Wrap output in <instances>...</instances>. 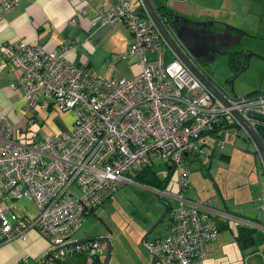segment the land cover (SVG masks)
I'll list each match as a JSON object with an SVG mask.
<instances>
[{
	"label": "built area",
	"instance_id": "2783aa9c",
	"mask_svg": "<svg viewBox=\"0 0 264 264\" xmlns=\"http://www.w3.org/2000/svg\"><path fill=\"white\" fill-rule=\"evenodd\" d=\"M107 1L104 21L124 22L131 35L127 51L114 59L139 56L133 79L103 78L75 66L66 47L0 43L2 55L19 71L25 113L55 106L74 113L71 130L22 142L0 112V201L29 197L36 210L17 217L8 229L3 223L10 208L0 210V243L25 239L34 229L50 249L64 245L120 186L156 160L175 169L185 188L189 155L202 153L208 138L223 147L227 129L238 125L235 113L264 114V93L226 98V103L217 99L171 50L148 13L137 10V0ZM16 3L0 0V23ZM250 123L256 130L259 123ZM175 198L168 234L143 246L161 264H202L207 242L219 233L216 212L208 200H187L181 193ZM101 243L63 247L46 264L94 253Z\"/></svg>",
	"mask_w": 264,
	"mask_h": 264
},
{
	"label": "crops",
	"instance_id": "0c3cea01",
	"mask_svg": "<svg viewBox=\"0 0 264 264\" xmlns=\"http://www.w3.org/2000/svg\"><path fill=\"white\" fill-rule=\"evenodd\" d=\"M107 2V0H17L15 6L5 13L4 19L0 23V43L23 40L29 44H41L48 50H58L62 47H66L68 49L66 55L67 59L75 66L87 67L95 75L103 78L133 79L139 71V56L132 55L124 60L114 59L116 54L127 51V45L131 40V35L127 31L124 22L115 21L109 23L104 21L103 14ZM151 2L153 5L156 4L153 0H151ZM135 5H138L137 10L139 12L143 10L146 11L141 0H137ZM175 13L188 20L183 14ZM200 20L201 24L216 25L217 23L208 22L205 19ZM224 27H226L225 24ZM191 58L196 57L190 55L189 59ZM118 66H120L119 69L122 74L120 76H115L116 67ZM109 74L111 75L109 76ZM206 76L213 83L210 76L208 74H206ZM217 88L226 98L236 97H230L223 92L222 88L218 86ZM254 94L256 93H249L245 96H252ZM24 107L25 99L23 87L19 81V71L12 63L7 61L0 52V112L6 115L10 124L15 128V131L16 128L19 130L20 128L18 127L25 123V118L27 116H30V118L36 117L37 110L25 113ZM73 121L71 120V124ZM70 127L69 124V126L64 127L63 130H67V128ZM235 127L243 129L238 125H235ZM228 129L225 135L228 133ZM210 141H212V139L208 138L205 146L209 150L207 156L211 159L215 152V144H212L214 141ZM246 150L250 151L255 159L257 169L254 172L257 174L256 180L260 190L259 208L263 211L261 204L264 200V175L262 174L264 170L260 168L262 162L261 165L258 163V153L257 156L252 150H249V148ZM202 155L203 152L196 154L195 157L199 158V156ZM221 157L229 160V155L227 154H221ZM165 167L166 171L170 173L176 171L166 165ZM210 167L211 164L207 167V173H209V175H211L209 171ZM205 178H207V175H205ZM211 179L213 180V178ZM188 180V186L179 193L187 200L209 201L211 197L212 203L210 202V205L216 212V221L219 228L217 237L206 244L202 264H264V226L257 220V216L253 214L252 209L248 207L241 208L240 204L242 201L236 204L229 203L228 200L234 199V197H226L219 187L218 192L221 198L219 203L214 202L215 197L214 195L211 196L212 193L210 197L202 198L203 195L201 192L193 189L194 180L190 178V173L188 174ZM166 183L167 181L162 183L161 186L157 184L151 185L149 183L142 184L148 186L149 190L153 192H155L153 188L159 189L156 191L159 194L158 199H163V202L169 207L170 204L167 200L162 198V196L167 197L169 195L165 191ZM163 187L164 189L162 190ZM162 191L163 194L161 195ZM8 200L12 199L6 198L0 201V210H3L6 206L10 207V205L7 204ZM98 209L99 207L88 216V220L94 218L92 219L93 221H89L88 225L86 224L84 228L82 227V231L80 232L79 230V232L76 233L77 236H72L70 241L105 235L109 237L112 243L111 256H115L113 264H149L151 253L145 249L141 243V239L155 223V227L147 235L145 240H156L166 236L169 232L168 228L173 208L170 209L169 207L167 215L161 219L159 217L156 221L157 215L154 216L151 222L148 215L141 216L140 218L131 216L127 221H119V223L122 222L126 225H129L130 221H135L133 229L129 227L130 235L128 234L127 227L122 228L121 225H117L119 223H116L117 226L113 231L108 225L104 227L99 225L96 221V219L99 218ZM23 214L27 213H21L6 218L3 223L4 228H10L15 219ZM263 219L264 211L262 220ZM162 221H166L163 225V229L156 231L157 226ZM250 223H253L254 226L250 225ZM240 225H248L250 227H256L257 229L255 233V244L244 250L240 248L234 239L237 234V227ZM259 228H262V233L258 232L260 231ZM114 235H121L122 239H114ZM99 242L101 243V241ZM49 249L48 241L36 230L31 229L26 233L25 239H13L0 243V264H42L43 257ZM107 249V243L103 242L96 250L97 256L94 257L95 259L93 257H88L87 253L74 254L76 256L63 259L59 264H102ZM98 252H102L103 259ZM156 264L161 263L158 261Z\"/></svg>",
	"mask_w": 264,
	"mask_h": 264
},
{
	"label": "rangeland",
	"instance_id": "374dc122",
	"mask_svg": "<svg viewBox=\"0 0 264 264\" xmlns=\"http://www.w3.org/2000/svg\"><path fill=\"white\" fill-rule=\"evenodd\" d=\"M153 1L168 4L175 12L183 14L193 23H200V19H205L208 22H217L216 25L223 24L219 27H223L229 34L230 40L235 41L227 50L243 51V53H246V61H241L245 64V67L239 70L241 63L236 59L238 68H232L228 60L230 54L222 53L213 60L211 66L207 69L208 75L213 83L222 88L223 92L230 97H240L248 95L249 93L264 92V0ZM224 24L226 27H224ZM125 27L129 32L126 25ZM240 60L242 59L240 58ZM119 67H116L115 76L122 74ZM231 89H233V93H231ZM36 110L37 114L35 118L27 116L25 123L18 127L20 131L16 128V133L20 141L29 142L32 140H40L71 130L73 125V122L71 124V120H74L72 110L61 109L57 106L49 110L36 107ZM69 124L71 127L63 130ZM225 140L226 143L223 148L215 145V152L211 159L207 156L209 150L206 146L203 147V155L199 156V158L189 155L185 159V165L190 169V178L194 180L193 189L200 191L203 195V197L201 195L202 198H208L212 193L211 196L214 195L215 197L214 202L219 203L221 201L218 192L219 187L226 197H234V199L228 200L229 203L236 204L242 201L240 207L251 208L253 214L257 216V220L264 226V219L262 220L263 211L259 208V184L256 180L257 174L254 172L257 167L253 154L246 150L249 148V150L253 151L255 146L247 137L246 131L235 126L228 129ZM214 143L212 142V144ZM221 154L229 155V160L221 157ZM257 159L261 165L259 156ZM209 164H211L209 170L211 175L207 173ZM149 166L154 168L160 178L167 181L165 191L169 195L167 197L162 196V198L170 204V209L173 208L177 203L175 197L181 191V184L178 180L177 172L173 171L170 173L166 171L165 165L158 160ZM205 175H207V178H205ZM153 189L155 192L149 190L148 186L139 183L138 180L137 182L136 180H132L131 183L123 184L109 200L99 206V218L96 219L97 223L102 227L108 225L112 231L117 225H121L122 228L127 227L128 234L130 235L129 227L133 229L135 221H130L129 225L122 222L119 223V221H127L131 216L140 218L141 216L148 215L151 222L154 216L157 215L156 221L162 216L164 211L163 203L165 202H163V199L161 201L158 199L159 194L156 191L159 189ZM209 201L211 202V197ZM7 204L10 205L9 208L12 212L6 218L21 213L32 215L36 211L34 202L29 197L8 200ZM88 219L87 217L77 232L79 230L81 232L82 227L84 228L94 218ZM116 223L119 224L116 225ZM165 223L166 221H162L157 226L156 231L163 229ZM259 230V233L263 232L262 228H259ZM75 234L73 237L77 236ZM119 238H121V235H114V239ZM99 254L102 258V252ZM70 256L76 255H68L66 258ZM114 260L115 256H111L108 264H113Z\"/></svg>",
	"mask_w": 264,
	"mask_h": 264
},
{
	"label": "water",
	"instance_id": "95a60500",
	"mask_svg": "<svg viewBox=\"0 0 264 264\" xmlns=\"http://www.w3.org/2000/svg\"><path fill=\"white\" fill-rule=\"evenodd\" d=\"M141 2L143 3L148 15L150 16V18L153 20V22L157 26V28H158L159 32L161 33L164 41L169 45L171 50L173 52H175V54L180 58V60L189 68V70L203 83V85L217 99H219L223 103H226L227 102L226 96L223 95L221 93V91L217 88V86L208 79L206 74L204 75L203 73H201V71L199 69H197V67H195L191 63V61H189L190 55H192L193 57L198 56V54L195 51L198 48L197 43L199 44V40L194 41V40L187 38L186 35L184 33H182V31H181L183 28L178 29L176 31L175 35L171 34L169 32L167 26H165L163 20L161 19V17L157 13V11H156L154 5L152 4L151 0H141ZM175 39H177L179 42L182 43L183 47L187 51V54H186L187 57L183 53H181L180 49L177 46ZM231 93H233V89H231ZM235 116L238 119V126L242 127L246 131L247 137L253 142V144L255 146V150L259 154L260 160L262 162L263 170H264V143L262 142L261 138L259 137L257 131L251 126V123H250V121H254L256 123L264 125V114L254 112V111H247L245 114L246 118L242 117L238 113H235ZM185 156H186V154H185ZM163 189H164V187L162 188V190ZM163 205H164V211H163V214L160 217V219L165 217L168 213V208H169L168 205L166 203H163ZM155 225H156V223L154 225H152L148 229V231L144 234V236L141 239L142 244L145 241V239L147 238V235L155 227ZM88 241H101V242L103 241V242L107 243L108 249H107L106 256H105L102 264H108L109 258H110L111 253H112V243H111V240L109 239V237H107L105 235L104 236L100 235V236L90 237V238L81 239V240L69 241V242L65 243L64 245L58 246L56 248H52L45 253L43 260H42V264H46L48 256L52 252H55V251H57L63 247H68L70 245L85 243ZM150 255H151V259H150L149 264H156V262L159 261L158 257L154 254H150Z\"/></svg>",
	"mask_w": 264,
	"mask_h": 264
},
{
	"label": "flooded vegetation",
	"instance_id": "af4514ba",
	"mask_svg": "<svg viewBox=\"0 0 264 264\" xmlns=\"http://www.w3.org/2000/svg\"><path fill=\"white\" fill-rule=\"evenodd\" d=\"M175 14L170 16L164 24L173 35H175L178 29L183 28L181 31L187 38L194 41L199 40V44H197L198 48L195 51L198 56L189 59V61H191V63L204 75L208 74L207 69L219 54L235 52L227 50L231 44L235 43V41L230 40L229 34L223 27L212 24L193 23L186 20L181 15ZM175 41L181 53L186 56L187 51L182 43L177 39H175Z\"/></svg>",
	"mask_w": 264,
	"mask_h": 264
},
{
	"label": "trees",
	"instance_id": "16d2710c",
	"mask_svg": "<svg viewBox=\"0 0 264 264\" xmlns=\"http://www.w3.org/2000/svg\"><path fill=\"white\" fill-rule=\"evenodd\" d=\"M154 7H155L157 13L159 14V16L161 17V19L163 20V22H165L166 20H168V18L170 16H173L175 14V11L172 8H170L168 6V4L156 3L154 5ZM227 54H230L228 57V60H229V64L232 66V68H235V69L238 68L236 65V59L239 61V63H241L239 70H242L245 67V64L241 62V61H246V59H245L246 56H245V53H243V51H235V52H231V53H227ZM240 58L242 60H240ZM49 109H51V107ZM256 130H257V133H258L259 137L261 138L262 142L264 143V125L258 124L256 126ZM33 141L34 140H32V142ZM253 152L258 156L255 149L253 150ZM260 168H261V170L263 169L262 166H260ZM262 174L264 175V171H262ZM135 180H138L140 183H149L151 185L157 184L160 186L162 185V183L165 182V180H163L162 178L157 176V174L154 171L152 166H146L142 172H140L139 174H137L135 176ZM182 189H184V188H181V190ZM263 211H264V209H263ZM256 231H257L256 227H252V226L250 227L248 225H240L237 227V234L235 235L234 239L238 243V245L240 246L241 249L244 250L246 248H250L255 244V233H256ZM96 256H97L96 251L94 253L88 254V257L94 258Z\"/></svg>",
	"mask_w": 264,
	"mask_h": 264
}]
</instances>
